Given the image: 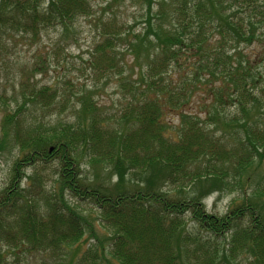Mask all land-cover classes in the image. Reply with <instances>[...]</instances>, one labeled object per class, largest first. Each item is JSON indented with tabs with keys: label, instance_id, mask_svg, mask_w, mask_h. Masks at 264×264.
Instances as JSON below:
<instances>
[{
	"label": "trees",
	"instance_id": "obj_1",
	"mask_svg": "<svg viewBox=\"0 0 264 264\" xmlns=\"http://www.w3.org/2000/svg\"><path fill=\"white\" fill-rule=\"evenodd\" d=\"M143 1L142 33L130 39L114 19L101 21L92 54L119 76V121L86 93L72 120L32 123L26 104L48 116L65 106L54 86L28 88L27 78L21 105L1 111L0 151L17 157L0 189V264L19 254L30 264H264V0ZM92 10L88 0H0V45L68 33ZM121 42L134 81L119 68ZM194 99L204 117L188 111ZM52 164L49 191L37 166ZM128 174L139 181L132 188ZM214 193L237 198L215 215L204 203Z\"/></svg>",
	"mask_w": 264,
	"mask_h": 264
},
{
	"label": "rangeland",
	"instance_id": "obj_2",
	"mask_svg": "<svg viewBox=\"0 0 264 264\" xmlns=\"http://www.w3.org/2000/svg\"><path fill=\"white\" fill-rule=\"evenodd\" d=\"M88 1L92 6L93 14L89 18L77 19L68 33L59 29H49L42 33L40 40L35 43L26 37H14L0 45V121L1 111L9 110L13 113L21 105L23 89H20V83H24L26 78L29 81L28 88L44 85L54 86L62 97L58 99V102L62 101V106H65L63 110H60L58 104L54 114L48 116L43 108L26 104L21 115L32 123H40L42 119L41 123L46 125L43 127H49L60 121L72 120L79 107L77 99L86 93H92L94 102L100 108L103 118H113L111 124L119 121L127 104L119 86V76L115 71H104L103 68L95 66L96 62L93 58L96 56L93 57L92 54L95 43L99 40V33H102L101 21L114 19L117 26L120 25L123 29H128L131 39L143 31L147 4L143 0ZM151 4L153 7V0ZM125 47V42H121L118 46V65L124 70L123 74L132 75L130 81H134L137 67L134 65V56L128 53ZM257 50L259 51L260 48ZM129 67L132 69L127 70ZM192 102L188 111L204 117L205 112L200 106L201 103L197 99ZM227 111L231 113L232 108H228ZM171 124L176 125V119L173 123L171 121ZM16 157L17 152L10 148L0 151V189L8 182L10 170ZM83 159L81 165L83 176L91 178L94 173L92 167L87 163V157ZM37 169H43L41 177L46 180L47 189L51 191L53 182L57 179L55 174L57 165L52 164L48 167L43 166V168L42 165H39ZM26 173L31 175L32 167L26 168ZM108 173L107 171L103 172L101 178L104 179L105 184L114 185L117 177L115 175L107 177ZM125 179L127 180L126 186L129 188L135 186V183H139L136 179H131L129 174ZM185 192L192 194L189 190ZM234 198H237L236 193L233 195L214 193L204 200L206 210L215 215H222L227 211L228 204ZM81 206L84 210L88 208L85 205ZM92 213L96 217V211L92 210ZM94 217H89L93 229H95L92 221ZM187 228L188 232L196 231L193 225H188ZM19 256L22 258L21 261L14 262L13 256L9 255V263L30 264L28 254L26 256L19 254ZM35 264H41V262Z\"/></svg>",
	"mask_w": 264,
	"mask_h": 264
}]
</instances>
